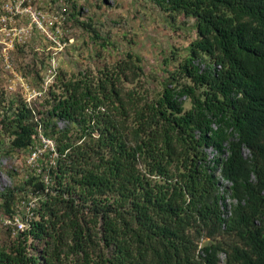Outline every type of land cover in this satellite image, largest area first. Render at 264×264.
<instances>
[{"label": "trees", "instance_id": "obj_1", "mask_svg": "<svg viewBox=\"0 0 264 264\" xmlns=\"http://www.w3.org/2000/svg\"><path fill=\"white\" fill-rule=\"evenodd\" d=\"M151 1L196 29L159 92L127 51L59 70L36 121L23 99L1 108L10 147L39 125L56 157L0 191L9 215L37 198L26 228L7 226L0 264H264V0Z\"/></svg>", "mask_w": 264, "mask_h": 264}, {"label": "rangeland", "instance_id": "obj_2", "mask_svg": "<svg viewBox=\"0 0 264 264\" xmlns=\"http://www.w3.org/2000/svg\"><path fill=\"white\" fill-rule=\"evenodd\" d=\"M4 1L11 0H0V11ZM31 1L55 17L52 36L48 38L34 30L30 38L16 43L9 51V66H6L0 31V115L1 108L8 102L23 99L33 109L36 121L37 110L47 108L43 98L59 70L76 73L111 62L127 51L140 56L146 86L153 93L159 92L167 72L183 60L189 43L196 37L192 17L170 16L151 0ZM16 19L18 24L26 22L25 16H16ZM184 106H190L188 99L184 100ZM58 124L63 126L64 123L59 121ZM39 127L36 126L38 131ZM0 138V191L21 187L28 178L27 173L39 172L48 163V148L40 141L39 134L26 149L10 147V137L1 131ZM207 152L213 155L212 149ZM243 153L248 155V150L243 149ZM228 185L221 180L220 190H228ZM34 198L31 191L16 197V211L10 215L0 208V241L7 238V226L19 229L17 220L25 219L19 212L33 203ZM225 201L232 202L228 192ZM220 257L223 259V254Z\"/></svg>", "mask_w": 264, "mask_h": 264}, {"label": "built area", "instance_id": "obj_3", "mask_svg": "<svg viewBox=\"0 0 264 264\" xmlns=\"http://www.w3.org/2000/svg\"><path fill=\"white\" fill-rule=\"evenodd\" d=\"M16 16H25L26 22L18 24ZM55 17L46 10L38 8L31 0H11L4 1L1 4L0 11V31H2V55L8 64V53L16 43L25 41L30 38L34 30H39L44 36L51 38L52 26L54 25ZM40 131V130H39ZM40 141L51 152L50 163H54L56 157L54 140L44 137L39 132ZM44 181H48L47 175L43 176ZM31 204L24 206L25 219L18 222L19 229L27 227L30 220L33 218V208L36 206L37 198Z\"/></svg>", "mask_w": 264, "mask_h": 264}]
</instances>
